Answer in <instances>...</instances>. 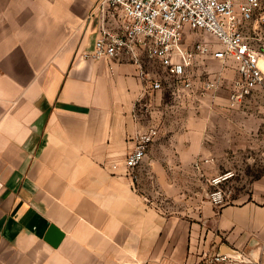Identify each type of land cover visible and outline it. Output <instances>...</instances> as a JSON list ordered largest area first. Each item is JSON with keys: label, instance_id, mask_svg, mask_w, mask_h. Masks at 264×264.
<instances>
[{"label": "crops", "instance_id": "1", "mask_svg": "<svg viewBox=\"0 0 264 264\" xmlns=\"http://www.w3.org/2000/svg\"><path fill=\"white\" fill-rule=\"evenodd\" d=\"M97 1L0 0V264H264V171L244 198L204 202L191 216L145 197L175 194L186 169L209 183L226 150L262 146L264 83L231 108L232 62L197 57L193 90L176 100L182 83L143 52L138 64L87 59ZM194 34L206 33L186 28V48L211 46ZM218 73V89L202 94ZM152 127L133 183L124 159Z\"/></svg>", "mask_w": 264, "mask_h": 264}, {"label": "built area", "instance_id": "2", "mask_svg": "<svg viewBox=\"0 0 264 264\" xmlns=\"http://www.w3.org/2000/svg\"><path fill=\"white\" fill-rule=\"evenodd\" d=\"M94 14L100 17L98 36L93 49L84 57L100 61L126 54L138 64L139 53L143 52L149 60L158 62L175 79L174 83H182L173 85L170 92L176 100L193 90L188 69L197 57L208 55L223 66L229 62L235 65L238 77L230 86L231 108L263 85L264 73L259 62L264 60V48L253 45L245 35V27L251 22L264 26L262 0H98L91 16ZM186 28L212 35L221 48L213 50L204 42L186 48L183 45ZM223 79L221 73L207 76L201 93L218 89ZM151 89L163 87L159 81H154ZM158 133L155 127L140 133L124 159L131 182L139 181L143 160ZM230 177L231 173H226L211 180L217 189L212 193L215 205L222 203L218 185ZM223 260L225 257H215L213 261Z\"/></svg>", "mask_w": 264, "mask_h": 264}, {"label": "rangeland", "instance_id": "3", "mask_svg": "<svg viewBox=\"0 0 264 264\" xmlns=\"http://www.w3.org/2000/svg\"><path fill=\"white\" fill-rule=\"evenodd\" d=\"M256 27V34L254 33ZM245 35L255 46L264 48V26H257L254 22L248 25ZM192 41L206 40L211 43L212 48H218L216 39L208 34H194ZM217 65V61H214ZM221 64V63H220ZM214 68L215 64L207 66ZM264 83V82H263ZM183 98V97H182ZM178 102V101H175ZM179 103V102H178ZM217 142L223 145L224 134L220 136ZM222 140V141H220ZM218 165L220 175L231 173V177L220 183L218 186L222 194V204H229L238 201L246 196L251 182L255 180L264 171V144L258 145L253 149L241 151H225V154L219 157ZM182 179L175 181L180 188L173 195L162 194L158 188L149 191L145 195L149 202L171 211L172 214L178 213L182 208H187L188 215L198 212L201 205L212 200V193L217 190L211 181L207 183L193 173L191 169L181 172ZM180 190V191H178Z\"/></svg>", "mask_w": 264, "mask_h": 264}, {"label": "water", "instance_id": "4", "mask_svg": "<svg viewBox=\"0 0 264 264\" xmlns=\"http://www.w3.org/2000/svg\"><path fill=\"white\" fill-rule=\"evenodd\" d=\"M223 250H224V251H227V248H225V247H224V249H223Z\"/></svg>", "mask_w": 264, "mask_h": 264}, {"label": "bare ground", "instance_id": "5", "mask_svg": "<svg viewBox=\"0 0 264 264\" xmlns=\"http://www.w3.org/2000/svg\"><path fill=\"white\" fill-rule=\"evenodd\" d=\"M262 61H264V60H262ZM264 73V72H263Z\"/></svg>", "mask_w": 264, "mask_h": 264}]
</instances>
